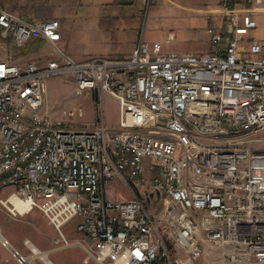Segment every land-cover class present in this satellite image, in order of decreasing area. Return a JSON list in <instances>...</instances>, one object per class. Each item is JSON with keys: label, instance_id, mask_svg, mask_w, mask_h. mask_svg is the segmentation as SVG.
I'll list each match as a JSON object with an SVG mask.
<instances>
[{"label": "built area", "instance_id": "obj_1", "mask_svg": "<svg viewBox=\"0 0 264 264\" xmlns=\"http://www.w3.org/2000/svg\"><path fill=\"white\" fill-rule=\"evenodd\" d=\"M226 16L227 28L207 29L213 52L164 53L159 41L141 39L126 58L79 61L58 45L57 58L44 63L0 58V189L13 188L1 199L8 211L38 207L58 231L55 248L80 246L86 263L197 264L211 241L233 247L227 264H264V38L243 48L257 19L237 6ZM0 31L18 43L62 38L59 19L35 23L3 8ZM63 73L75 76L79 93L117 97L120 128L104 121L75 128L42 112L47 78ZM84 113L81 105L71 114ZM116 179L130 198L108 194Z\"/></svg>", "mask_w": 264, "mask_h": 264}, {"label": "crops", "instance_id": "obj_2", "mask_svg": "<svg viewBox=\"0 0 264 264\" xmlns=\"http://www.w3.org/2000/svg\"><path fill=\"white\" fill-rule=\"evenodd\" d=\"M152 3H155L154 6ZM148 4L149 9L174 6L189 10L195 21L201 16L199 13L206 14L207 27L217 25L220 28H227V7H244L257 19L258 26L255 29L264 32V0L257 3H245V0H0V8L12 11L30 22L59 19L62 31V38L56 43L35 36L18 43L21 49L12 50L14 54L10 57L1 58L21 64L36 58L57 56V45L64 51L68 50L70 54L65 52L79 61L92 56L126 58L133 52L138 40L144 38L140 31ZM260 23L263 27L259 26ZM215 49L216 46L211 42L210 51L207 52ZM34 211L26 213V216ZM35 214L45 219V223L50 225L48 229L32 233L17 225L13 227L10 221L17 217L0 210V264H98L95 261L86 263L85 251L80 246L56 249L57 229L41 210H36ZM70 228V235H76L73 224ZM4 238L10 244H4ZM16 251L27 256L28 260L21 262ZM39 251L46 255H41Z\"/></svg>", "mask_w": 264, "mask_h": 264}, {"label": "rangeland", "instance_id": "obj_3", "mask_svg": "<svg viewBox=\"0 0 264 264\" xmlns=\"http://www.w3.org/2000/svg\"><path fill=\"white\" fill-rule=\"evenodd\" d=\"M154 4L155 3H152V6H154ZM148 5L146 10H144L145 16L140 31V34L143 32L144 38L142 37L141 39L148 41L151 45L159 41L164 53L174 51L201 53L210 51L212 41L207 30L208 22L206 20V14L197 13L201 16L198 21H195V17L192 16L189 10L180 7L176 8L174 6H157L158 4L156 5L157 7L149 9L150 4ZM259 26L263 27L261 23ZM258 37H264L263 30L252 29L242 42V47L249 50L251 40ZM141 39H139L138 42ZM17 49H21L20 44H18V42L15 43L11 35H3L0 32V58L2 56L10 57L11 54H14L12 50L16 51ZM65 51L68 52V50ZM120 57L123 56H114V58ZM245 57L251 56L250 54H245ZM51 58H57L56 54L48 56L47 58H36L25 62L35 61L44 63ZM26 63L21 62V64ZM81 105L85 108L84 115H72V111H75ZM41 111L49 114L56 121H61L75 128H94L99 122L104 121L108 128L117 130L120 128V123L124 118V108L117 97L107 91L97 92L95 90H89L79 93L77 90L76 78L72 73L52 75L47 78V92ZM106 187L108 194L111 195L112 198L128 199L131 197V193L127 186L120 179L109 182ZM12 189V187H7L0 190V210H4L8 214H10V212L3 205L1 199H7ZM33 210L35 211L29 216H26L27 214L15 216L17 218H13L10 221L11 225L13 227L17 225L24 229L31 230L32 233H38L48 229L50 225L45 223V219L41 216L37 217L35 214L36 210L40 209L36 207ZM152 211H155L156 215H160L162 212V210L157 209ZM29 219H32V221ZM70 227L71 224L66 227L68 232L71 231ZM167 244L175 256L179 255L174 240L171 239L170 241L169 239ZM232 249L233 247L229 244L205 241L203 254L196 259V263L227 264V258ZM185 256L186 254L183 253L182 257Z\"/></svg>", "mask_w": 264, "mask_h": 264}, {"label": "bare ground", "instance_id": "obj_4", "mask_svg": "<svg viewBox=\"0 0 264 264\" xmlns=\"http://www.w3.org/2000/svg\"><path fill=\"white\" fill-rule=\"evenodd\" d=\"M16 202L18 203L19 206H23V203H22V202H21L22 204H21L18 200H16ZM37 247H38V246H37ZM39 252H40V251H39ZM40 253H41V252H40ZM41 255H44V256H45L46 254H45V253H41ZM47 259H48V258H47Z\"/></svg>", "mask_w": 264, "mask_h": 264}]
</instances>
